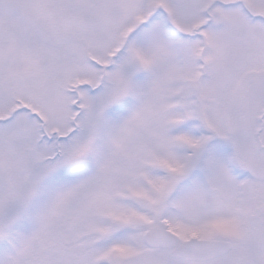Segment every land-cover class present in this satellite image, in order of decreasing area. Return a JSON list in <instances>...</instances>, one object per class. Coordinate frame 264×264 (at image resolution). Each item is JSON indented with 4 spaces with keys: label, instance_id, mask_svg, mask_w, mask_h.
<instances>
[{
    "label": "snow or ice",
    "instance_id": "6c2138e0",
    "mask_svg": "<svg viewBox=\"0 0 264 264\" xmlns=\"http://www.w3.org/2000/svg\"><path fill=\"white\" fill-rule=\"evenodd\" d=\"M0 264H264V0H0Z\"/></svg>",
    "mask_w": 264,
    "mask_h": 264
}]
</instances>
